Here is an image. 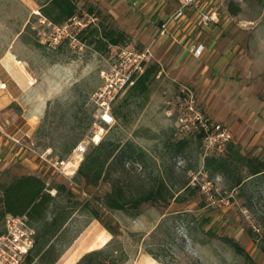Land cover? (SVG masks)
<instances>
[{
  "label": "rangeland",
  "instance_id": "1",
  "mask_svg": "<svg viewBox=\"0 0 264 264\" xmlns=\"http://www.w3.org/2000/svg\"><path fill=\"white\" fill-rule=\"evenodd\" d=\"M138 1L76 0V15L92 14L93 21L79 35L84 42L82 49H73L64 37L56 47L47 45L52 28L39 12L42 0H0V57L11 50L35 75L44 93L34 129H16L12 134L6 129L9 136L0 131V183L35 173L50 186L64 184L73 194L72 200L80 203L67 224L66 239L78 234L67 250L87 233L92 222H98L82 205L90 202L98 207L110 186L106 182L86 186L76 179L80 163L74 167L75 162H68L65 173L56 172L52 165L61 158L69 161L70 153L62 156V145L72 138L86 139L97 123L92 98L103 85L100 71L105 68L107 46L98 49L93 39L99 34L95 36L91 30L99 33L109 27L122 31L126 38L118 45L137 49L147 43L153 45L160 38L153 29L158 26V11H141ZM235 1L241 7L235 16L227 11L228 0L203 7L217 15V21L210 23V30L200 38L204 45H212L204 93L201 86L197 89L190 82L171 77L164 60H154L160 70L147 92L123 103L129 87L112 104H122V116L105 129L102 140L121 144L132 141L143 152L137 162H127L123 172L117 168L113 177H122L127 193L138 194L152 185L154 177L161 176L174 196L167 208L143 205L135 217L122 211L108 212L121 229L118 241L127 255L124 264H163L148 254V249L161 252L170 264H264V176L250 179L240 188H230L229 177L204 169L205 157L221 155L225 149L205 154L202 142L181 131L178 124L183 91L188 88L206 117L231 130L230 143L242 154L264 157V0L261 5L254 0ZM147 2L151 5L154 0ZM167 41L161 45H169ZM217 66L219 70L214 69ZM11 108L21 115L18 106ZM75 114L77 119H84L83 123L73 120ZM182 139H187L188 145L175 154L174 145ZM93 146L88 145L87 151ZM158 224L160 230L151 235ZM224 237L236 241L250 258L235 252ZM32 264H38L37 260Z\"/></svg>",
  "mask_w": 264,
  "mask_h": 264
},
{
  "label": "trees",
  "instance_id": "2",
  "mask_svg": "<svg viewBox=\"0 0 264 264\" xmlns=\"http://www.w3.org/2000/svg\"><path fill=\"white\" fill-rule=\"evenodd\" d=\"M254 1L259 5L263 2V0ZM227 11L233 16L239 14L240 4L235 0H228ZM39 12L52 24L61 25L76 15L77 3L76 0H42ZM91 32L95 36L99 34V37L93 41L98 43L96 46L100 50L104 49L107 44H122L126 38L122 31L109 27H103L99 33L97 29ZM159 70L156 62L149 63L144 73L130 87L122 102L126 103L128 98L145 94ZM121 108L122 104L112 107L114 120L122 116ZM72 118L78 121V124L84 121V119H77L76 114ZM191 135L202 142L200 134ZM78 141L80 140L72 138L69 143L62 145V156L71 153ZM187 145V139L179 140L174 145V153H180ZM142 155L141 148L134 142L125 141L121 144L113 139H103L84 155L75 178L82 181L84 185L92 187L106 182L110 189L99 199L98 207L86 202L81 208L86 210L92 219L97 220L112 235V238L103 247L82 255L75 264H124L127 260V255L118 241L120 226L108 217V212L122 211L135 217L140 214L143 205H162L166 208L170 205L174 196L168 182L161 176L154 177L152 185L138 194L127 193L122 177H113L117 168L123 172L127 162H137ZM60 161L63 159L61 158ZM204 169L229 177L230 188L235 189L242 187L244 182L250 179L264 176V157L242 154L238 146L229 143L221 155L204 158ZM51 190L55 193L51 194ZM72 197L73 194L64 184L50 186L42 176L32 173L14 176L7 184L0 183V230L6 215L25 216L29 225L34 229L33 247L24 257L22 264H32L34 260H37L38 264H55L66 248L76 239L78 234L71 239H66L65 236L73 211L80 204L78 201H73ZM160 227L161 225L158 224L151 235L159 231ZM262 239V250L264 251V224ZM224 240L235 252L250 258L236 241L228 237H224ZM146 252L155 259L161 260L163 264H170L165 261L161 252L153 249H148ZM172 257H174L173 254Z\"/></svg>",
  "mask_w": 264,
  "mask_h": 264
},
{
  "label": "built area",
  "instance_id": "3",
  "mask_svg": "<svg viewBox=\"0 0 264 264\" xmlns=\"http://www.w3.org/2000/svg\"><path fill=\"white\" fill-rule=\"evenodd\" d=\"M222 1L224 0H177L178 8L161 25L159 35L166 33L170 20L180 19L189 8H193L199 13V22L202 26H209L210 23L217 21V15L215 11H204L203 7L207 9L208 5ZM44 20L47 21L45 18ZM92 21L93 15L86 13L74 15L63 26L47 21V26L52 28V35L47 38V45L56 47L64 37L68 40L71 48L82 49L84 42L81 41L79 35L86 31ZM191 51L196 57H199L203 53V47H192ZM153 60L151 44L141 49L131 45H107L105 68L100 71L103 85L92 98L97 108V123H94L91 134L86 139L78 141L74 146L69 161H59L52 165L56 172L65 173L68 170L65 169L68 162L73 161L77 166L82 161L88 145H97L102 141L105 129L112 126L115 121L112 116V104L136 82ZM4 87L5 84H0V88ZM183 94L178 113L180 130L191 134H200L205 154L224 150L226 145L233 140L231 130L222 123L206 117L190 89L185 88ZM33 244L34 229L27 222V218L6 215L0 230V264H22Z\"/></svg>",
  "mask_w": 264,
  "mask_h": 264
},
{
  "label": "crops",
  "instance_id": "4",
  "mask_svg": "<svg viewBox=\"0 0 264 264\" xmlns=\"http://www.w3.org/2000/svg\"><path fill=\"white\" fill-rule=\"evenodd\" d=\"M147 1L139 0L138 2L141 3L139 9L144 10L145 13L151 12L154 8L156 12L158 11V26L153 29L156 28L154 31L159 34L161 25L167 21L164 20L168 19L169 15L176 10V0H154L151 5ZM210 25L208 27L202 26L199 22V13L195 9L189 8L180 19L170 20L167 24L166 33L161 35L152 45L154 60L157 62L164 60V64L169 65L168 74L171 77L179 81L190 82L196 88L201 86L203 93L207 86L208 79L206 76L209 69L207 59L211 54L212 45H204L200 38L203 33L210 30ZM167 39L170 41L169 45H161L165 44L164 41ZM198 46L203 47V53L196 57L191 48ZM190 54L191 56H189ZM214 69L219 70V67ZM201 82L203 83L201 84ZM0 84H5L4 88H0V131L2 134L9 136L5 131L6 129L12 131L11 134L16 129H34L39 120L38 104L41 103V97L44 96V93L36 83L35 75L26 70L23 62L11 50L0 57ZM13 105L21 109V115L14 112L11 108ZM2 138L1 135L0 145L3 143ZM34 166L37 165L34 164ZM86 231L87 233L79 237L67 250L65 257L71 252L72 256L63 264H75L80 256L105 245L112 238L111 234L98 222H92ZM96 235L106 236L105 242L95 246L94 249L84 248L83 244L80 245L83 238L96 239ZM63 259L56 264H62Z\"/></svg>",
  "mask_w": 264,
  "mask_h": 264
},
{
  "label": "bare ground",
  "instance_id": "5",
  "mask_svg": "<svg viewBox=\"0 0 264 264\" xmlns=\"http://www.w3.org/2000/svg\"><path fill=\"white\" fill-rule=\"evenodd\" d=\"M22 65V64H21ZM22 69V68H21ZM27 69V68H26ZM29 72V71H28ZM31 78V77H30ZM74 167H76V166H74ZM96 237V239H87V238H83V240H82V242H81V244L80 245H82L83 244V247L84 248H88V249H94V247L95 246H97V245H100V244H102V243H104L105 242V239H106V236H100V235H96L95 236ZM80 240V239H79ZM67 250V249H66ZM72 253V252H71ZM68 254L66 257H64V259L62 260V264L63 263H66L68 260H70L71 259V256H72V254ZM84 255V254H83ZM81 257V256H80ZM77 258V257H76ZM147 258V257H146ZM144 259V258H143ZM149 260V259H148ZM147 263V262H146ZM148 264H150V263H148ZM151 264H159L157 261H153V262H151Z\"/></svg>",
  "mask_w": 264,
  "mask_h": 264
}]
</instances>
